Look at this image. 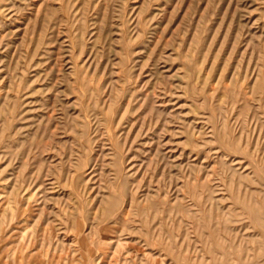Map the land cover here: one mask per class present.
<instances>
[{
    "label": "rangeland",
    "instance_id": "obj_1",
    "mask_svg": "<svg viewBox=\"0 0 264 264\" xmlns=\"http://www.w3.org/2000/svg\"><path fill=\"white\" fill-rule=\"evenodd\" d=\"M0 264H264V0H0Z\"/></svg>",
    "mask_w": 264,
    "mask_h": 264
}]
</instances>
